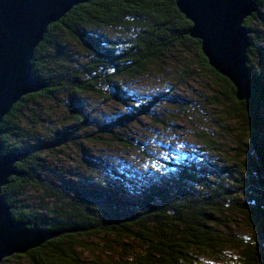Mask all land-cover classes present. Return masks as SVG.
<instances>
[{"label":"trees","instance_id":"obj_1","mask_svg":"<svg viewBox=\"0 0 264 264\" xmlns=\"http://www.w3.org/2000/svg\"><path fill=\"white\" fill-rule=\"evenodd\" d=\"M256 4V11L243 21L249 42V97L241 100L232 82L209 65L200 41L189 36L191 22L175 0H82L48 26L31 61L33 76L45 86L22 96L0 122L2 152H24L15 163L21 174L10 176L0 193L14 218L53 233L45 243L25 252L29 264H82L77 254L86 247L84 239L101 232L123 237L119 241L133 239L143 249L134 257L137 264H190L197 256L215 261L223 245L237 250L228 262L264 264V0ZM69 45L77 50L72 52ZM176 56L187 57L178 68L181 82L194 81L198 71L210 76L203 85L211 91L206 101L228 124L226 134L235 139L231 148L225 149L194 124L192 131H197L192 135L200 149L173 163L166 154L169 177L152 185L149 192H141L144 203L134 201V205L110 197L109 189H127L125 183L109 184L97 177L94 180L100 183L87 189L83 180L78 182L88 176L82 170L62 174L63 179L44 171L45 154L54 157L58 147L69 142L87 140L148 150L123 128L141 121L140 115L153 116L154 101L146 103L138 94L131 95L125 81L151 76L152 70L163 72L160 66ZM60 94L65 96L64 103ZM40 96L52 100V108L61 104L69 113L62 120L64 131L56 130L57 136L50 140L34 132L40 120L41 104L36 103ZM109 104L111 110L118 105L116 115H102ZM207 152L222 160L229 152L234 156L226 177L229 182L219 180L220 167L197 159L205 153L210 157ZM87 166L84 160L78 167L85 171ZM210 174L218 180H211ZM157 186L165 187H158L157 193ZM29 189L37 194L35 204L21 198ZM137 206L142 208L136 212ZM239 215L253 223L252 234L245 238L229 229ZM120 245L128 249L125 243Z\"/></svg>","mask_w":264,"mask_h":264},{"label":"rangeland","instance_id":"obj_2","mask_svg":"<svg viewBox=\"0 0 264 264\" xmlns=\"http://www.w3.org/2000/svg\"><path fill=\"white\" fill-rule=\"evenodd\" d=\"M262 13H264V11H262ZM256 39L258 38L256 37ZM262 45L264 46V43ZM69 47L72 49V52L77 50L73 45H69ZM70 48L68 49L69 53L71 52ZM186 58L187 57L184 56L172 57L166 64L160 66L163 72L152 70L151 76L142 78L137 77L134 81H125L126 90L129 93L132 92L131 95H133V93L135 95L138 94V96H140V101L146 102L147 99L148 101H154L153 105L150 104L153 116L140 115L141 121L125 124L123 128L124 131L128 130L129 137L139 140L140 145L146 146L148 150L143 149V151L139 152L133 145H99L81 139V142L83 141L81 144L69 142L65 147H58L54 157H49L51 155L48 156L46 153L45 156L47 157L44 156L43 160L44 171L55 175V178L59 177L63 179L64 176L62 174L82 170L83 173L88 176L81 177L78 179V182L83 180L88 186V188H84L87 189H92L97 183H100L94 180V178L97 177L105 178L106 183L109 184L122 186V184L125 183L130 187L126 186L124 188L127 189L121 190L109 189L108 191L112 194L110 197L115 200L119 198L122 201H128L130 205H134V201L144 203L145 198L141 196V192H149L150 188L153 189L152 185H159V182L165 181V179L169 177V173L166 170L168 168L164 161L166 154L173 158L171 160V163H173L175 161H184L188 153L191 154L192 151L197 153L199 145L196 144V140L192 135L194 131H197H192L195 128L193 126L194 124L196 128H200L198 130H203L206 134H210L219 142L218 144L224 145L225 149L231 148L235 144V139H233L230 134H226V132H230L229 127L226 128L228 124H226L223 118L217 116L218 109H210L206 101L211 92L210 87L208 89L203 87L206 81H210L208 73H206L207 76H204L202 72L198 71V74H195V80L188 81L187 79L186 83L179 80L177 76L179 73L178 68L183 65V61ZM192 68L194 67L192 66ZM262 83L264 84V77ZM112 89L108 87V90ZM60 95L61 103H64L65 96L63 94ZM58 97L60 98V96ZM124 100L127 101L128 99L124 97ZM177 101L180 104H178ZM52 102V100L44 96L38 97L36 102L41 104V107L39 111L37 110L40 120L37 118L38 123L35 124L36 127H34V129L36 131L34 132L36 134H43V138L46 140H50L53 135L57 136V134H55L57 132L56 130L59 129L64 131L62 120L64 117L69 116L67 108H64L61 104L59 106L56 105V108H52ZM36 103L34 105H36ZM111 104L101 110L102 115H116V113L113 112L118 109V105L111 110ZM27 108H30V105H27ZM27 108L25 109V113L28 112ZM88 109L91 110V108ZM234 124L238 128V122L237 124L234 122L233 125ZM123 129H120L118 132L121 134ZM221 131L223 134L220 133ZM227 141H229V145L225 143ZM1 153L4 154L2 151ZM205 154L204 157L199 156L197 159L203 162L206 160L210 164H213L211 167H214V165L220 167L222 170L221 173L218 174L219 180L222 178L223 182H229L226 177L229 175L228 168L232 165V161H235L234 156L231 158L229 152L224 160H222L216 155L213 156L212 153H208L210 157H206ZM232 154H234V152H232ZM23 155L24 153L20 155L17 161H19ZM41 157H43V154ZM84 160L87 161L89 166H87L85 171L78 167L84 163ZM193 161L196 162L194 159ZM88 169L95 172L90 174ZM172 171L175 170L172 169ZM212 172L214 171L212 170ZM209 178L213 181L218 180L211 174ZM70 179L69 181H71ZM72 181H74L75 184V180ZM158 187L163 188L165 186H157L154 190L155 192L159 191ZM103 189L107 190L105 188ZM24 197H27L28 203L35 204L37 194L33 189H29L21 198L24 199ZM23 202L26 203V201ZM140 206L136 207V212L142 208ZM104 210L108 212L105 206ZM12 218L18 222H26L27 227L43 229L36 224L31 225L27 221L16 219L13 216ZM231 220H233V218ZM232 223L229 224V229L233 232L232 234L241 235L243 238H245L247 234H252L253 223L248 222L242 215H239V219L233 224ZM221 229L227 230L224 226ZM216 230L218 231L219 228H216ZM122 238L123 237H113L110 232L106 234L102 232L96 233L88 239H84V243L86 244L85 249L81 251V253L78 252V254H76L82 264H137L133 263V261H135L134 257L137 256V254H142L143 249H140L139 245L134 242L133 239H123L119 241ZM46 240L42 241L41 244H43V242L45 243ZM122 243L127 245L123 246L128 248L127 250L121 248L120 244ZM218 248L220 253L218 254L219 258H217V260L210 261L205 256H197V259L190 264H234L228 261H230V258L234 260L237 250L226 249L224 245ZM80 250L81 249L78 251ZM28 258L29 256H26L25 253H15L4 258L5 260L3 259L4 261L2 260L0 264H29ZM236 260L237 258L235 261ZM237 264H241V262Z\"/></svg>","mask_w":264,"mask_h":264},{"label":"water","instance_id":"obj_3","mask_svg":"<svg viewBox=\"0 0 264 264\" xmlns=\"http://www.w3.org/2000/svg\"><path fill=\"white\" fill-rule=\"evenodd\" d=\"M82 0H0V122L22 96L45 84L32 74V59L49 24L58 21ZM191 22L188 34L200 41L209 65L228 78L237 99L249 97L246 50L249 45L246 17L257 9L256 0H175ZM0 191L8 178L19 175V153H1ZM52 232L30 228L14 220L0 193V262L9 255L25 253L52 237Z\"/></svg>","mask_w":264,"mask_h":264}]
</instances>
